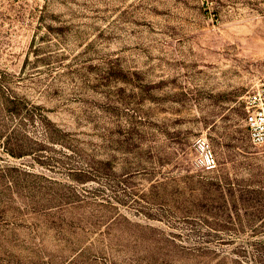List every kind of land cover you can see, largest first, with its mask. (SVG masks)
I'll use <instances>...</instances> for the list:
<instances>
[{"label":"rangeland","instance_id":"374dc122","mask_svg":"<svg viewBox=\"0 0 264 264\" xmlns=\"http://www.w3.org/2000/svg\"><path fill=\"white\" fill-rule=\"evenodd\" d=\"M262 82L264 0H0V264H264Z\"/></svg>","mask_w":264,"mask_h":264},{"label":"built area","instance_id":"2783aa9c","mask_svg":"<svg viewBox=\"0 0 264 264\" xmlns=\"http://www.w3.org/2000/svg\"><path fill=\"white\" fill-rule=\"evenodd\" d=\"M244 122L254 145L264 146V82L258 84L244 99ZM196 158L194 165L202 171L217 167V158L209 142L199 138L194 143Z\"/></svg>","mask_w":264,"mask_h":264}]
</instances>
